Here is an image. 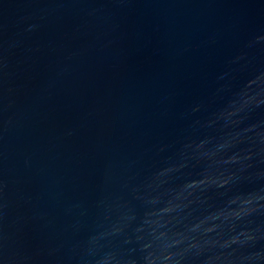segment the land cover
<instances>
[{
  "label": "water",
  "instance_id": "1",
  "mask_svg": "<svg viewBox=\"0 0 264 264\" xmlns=\"http://www.w3.org/2000/svg\"><path fill=\"white\" fill-rule=\"evenodd\" d=\"M0 264H264V0H0Z\"/></svg>",
  "mask_w": 264,
  "mask_h": 264
}]
</instances>
